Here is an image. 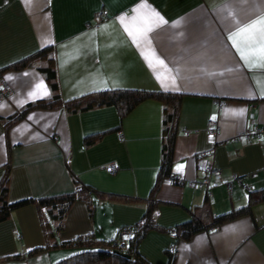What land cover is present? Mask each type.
Wrapping results in <instances>:
<instances>
[{"label":"crops","instance_id":"1","mask_svg":"<svg viewBox=\"0 0 264 264\" xmlns=\"http://www.w3.org/2000/svg\"><path fill=\"white\" fill-rule=\"evenodd\" d=\"M261 17L264 0H0V67L52 45L62 99L106 87L183 92L171 165L177 182L162 179L156 226L139 242L152 264H264V200L188 238L168 229L205 202L209 223L264 188V134L233 139L253 122L264 124V55L256 51L264 24L240 31ZM1 74L10 88L0 99L8 200L73 192L78 183L95 189L71 202L62 229L34 202L11 210L0 221V264H56L79 248L55 244L116 237L136 222L161 160L163 102L146 98L123 116L112 104L33 107L5 127V117L50 98L52 89L30 62ZM211 119L216 140L206 131ZM204 161L216 171L200 169Z\"/></svg>","mask_w":264,"mask_h":264},{"label":"trees","instance_id":"2","mask_svg":"<svg viewBox=\"0 0 264 264\" xmlns=\"http://www.w3.org/2000/svg\"><path fill=\"white\" fill-rule=\"evenodd\" d=\"M39 60V61H38ZM54 53L53 46L40 48L19 61L0 67V80L2 72L11 67H19L27 63L35 64L41 69L52 89L50 98H39L25 103L17 112L5 117L4 125L8 127L16 120L23 116L24 112L33 107H55L61 103L69 109H86L94 105L112 104L118 109L119 115L123 116L134 105L146 98H155L163 102L162 117V152L161 160L156 174V179L147 195V206L142 214L143 223L140 228L136 227V223L130 225H122L118 229L116 237L110 238H91L87 236H79L71 241H62L55 245L73 244L77 245L78 251L73 252L69 256L59 260L56 264H152L145 258L139 250V242L145 233L155 228L154 207L156 205V191L158 190L162 179L171 175L172 153L174 145V136L176 130V117L180 105V99L183 92L167 91L155 88L144 87H106L91 90L89 92L73 96L71 98L62 99L58 93V83L56 78V70L53 64ZM63 101V102H62ZM8 188V166L0 178V221L4 220L16 207L28 202H34L39 206L47 209L48 214L54 219L55 228L62 229L64 226V216L71 202L78 198L89 199L90 192L95 189L86 183H78L73 192L63 194H55L42 198L24 197L14 201L7 198ZM264 200V188L252 190L249 193L248 203L241 208L233 209L223 213L216 214L212 217L211 222L204 223L202 221L203 213H210L207 202L198 205V211L193 212L188 220L179 222L168 229L178 237L188 238L199 229L209 224H218L224 220L230 219L240 213L250 211L251 204ZM131 228V232H124L122 229ZM119 240L126 244V247H120ZM38 248V247H37ZM171 256L175 252L169 251ZM127 253L128 255H125ZM170 256V258H171Z\"/></svg>","mask_w":264,"mask_h":264},{"label":"built area","instance_id":"3","mask_svg":"<svg viewBox=\"0 0 264 264\" xmlns=\"http://www.w3.org/2000/svg\"><path fill=\"white\" fill-rule=\"evenodd\" d=\"M10 91L9 87L6 86L2 80H0V99L5 97L7 95V93ZM249 119L253 120L255 118V114L253 111H250L249 113ZM216 126H217V122L215 119H211L208 122V127L206 128L207 134L209 137H211L213 140H216ZM264 134V124L263 125H259L257 123H252L250 124V126L246 127L244 130H242L241 132H239L238 134L233 136L234 140H239L241 137H244L246 139L252 138V137H261ZM114 163L110 162V168H114ZM199 168L205 171H216L215 169H213L212 165L210 164V162L204 161V162H200L199 163ZM169 179L172 181H176L175 176L170 175ZM235 179L239 182H241V177H235ZM207 178L202 179L200 183H207ZM233 186V181H229L228 182V188L231 189ZM143 223V218H139L136 222V227L140 228L142 226ZM122 231L124 232H131L132 229L131 228H126L124 227L122 229ZM17 236H19V233L16 234ZM120 243V247H126V244L123 243L121 240H119ZM171 250H173V247H170Z\"/></svg>","mask_w":264,"mask_h":264},{"label":"snow or ice","instance_id":"4","mask_svg":"<svg viewBox=\"0 0 264 264\" xmlns=\"http://www.w3.org/2000/svg\"><path fill=\"white\" fill-rule=\"evenodd\" d=\"M258 24H264V17H261L259 20L253 21L251 24L247 25L246 27L240 29L241 32H248L251 29L256 28ZM262 39H264V36H262ZM261 55H264V45H262L258 50Z\"/></svg>","mask_w":264,"mask_h":264},{"label":"clouds","instance_id":"5","mask_svg":"<svg viewBox=\"0 0 264 264\" xmlns=\"http://www.w3.org/2000/svg\"><path fill=\"white\" fill-rule=\"evenodd\" d=\"M171 175H173V174H171ZM170 175H168L167 177H169ZM174 176V175H173ZM176 178V177H175ZM175 182H177V180L175 181ZM140 218H142V216L140 217ZM136 222H137V220H136ZM136 222H134V223H136Z\"/></svg>","mask_w":264,"mask_h":264},{"label":"rangeland","instance_id":"6","mask_svg":"<svg viewBox=\"0 0 264 264\" xmlns=\"http://www.w3.org/2000/svg\"><path fill=\"white\" fill-rule=\"evenodd\" d=\"M3 81V80H2ZM4 83V82H3ZM5 84V83H4ZM6 85V84H5ZM6 86H8V85H6ZM9 87V86H8ZM10 89V88H9Z\"/></svg>","mask_w":264,"mask_h":264},{"label":"water","instance_id":"7","mask_svg":"<svg viewBox=\"0 0 264 264\" xmlns=\"http://www.w3.org/2000/svg\"><path fill=\"white\" fill-rule=\"evenodd\" d=\"M125 255H128L127 253H124Z\"/></svg>","mask_w":264,"mask_h":264}]
</instances>
